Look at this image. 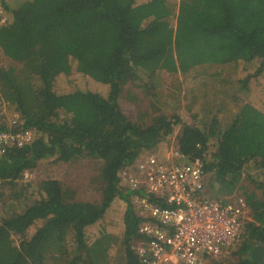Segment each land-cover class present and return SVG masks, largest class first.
Returning <instances> with one entry per match:
<instances>
[{
  "label": "trees",
  "instance_id": "1",
  "mask_svg": "<svg viewBox=\"0 0 264 264\" xmlns=\"http://www.w3.org/2000/svg\"><path fill=\"white\" fill-rule=\"evenodd\" d=\"M142 1L148 12L137 23L130 14ZM111 2H0L7 18L0 28V54L18 64L0 66V93L20 122L0 124V132H36L34 141L0 157V264H109L113 235L89 243L87 231L118 197L127 207L117 264H139L133 246L145 239L140 227L159 221L135 208L133 193L119 174L144 151L162 155L159 146L177 127L170 147L189 160H203L205 176L211 175L205 178L206 193L221 202L243 198L248 208L246 234L234 253L238 259L228 264H264V176L257 179L258 171L264 172V112L247 103L252 78L264 73V0H128L121 12ZM178 6L181 23L188 11L192 14L193 33L161 46L156 36L172 22ZM52 35L59 36L58 44H50ZM43 40L38 54L35 44ZM69 59L79 71L107 83L108 94L58 92L55 74L69 72ZM255 62L256 72L238 77L240 63ZM208 65L218 70L204 78ZM160 71L203 80L175 87L172 98L162 102L166 92H161ZM127 83L147 88L146 93L154 89L150 110L136 120L119 101ZM182 108L193 124L182 122ZM84 153L103 163L102 206L76 201L57 179L21 184L42 161L52 165ZM250 164L253 175L247 171ZM38 222L43 224L33 230Z\"/></svg>",
  "mask_w": 264,
  "mask_h": 264
},
{
  "label": "built area",
  "instance_id": "2",
  "mask_svg": "<svg viewBox=\"0 0 264 264\" xmlns=\"http://www.w3.org/2000/svg\"><path fill=\"white\" fill-rule=\"evenodd\" d=\"M6 19L0 6V28ZM19 123L16 116L12 125ZM35 139L31 129L0 132V157ZM203 164L171 147L165 155L144 151L120 171L121 184L133 193L137 208L159 221L140 227L145 239L133 246L139 264H211L242 242L249 218L246 203L243 198L227 202L211 198Z\"/></svg>",
  "mask_w": 264,
  "mask_h": 264
},
{
  "label": "rangeland",
  "instance_id": "3",
  "mask_svg": "<svg viewBox=\"0 0 264 264\" xmlns=\"http://www.w3.org/2000/svg\"><path fill=\"white\" fill-rule=\"evenodd\" d=\"M127 2L128 0H115V2L111 3L114 4V7L116 6L114 10H118V12H121L125 8ZM145 2L146 1H142L141 3L139 2L136 6H139L140 8L135 9L134 12L130 14V16L133 17L137 21V23L142 21V19L146 17V13L148 12L146 11L147 7L142 6L145 5ZM179 6L172 22L170 24H164V27L160 29L159 33L156 36L157 42L161 46H165L166 44L174 45L178 40L188 38L193 33V29L190 26L194 21L192 14H189L188 11L184 16L185 20L181 23V21H179V15L181 13ZM186 24H188V27L186 26ZM183 26L186 28H183ZM58 37L59 36L57 35H52V43L50 44H58ZM65 42H68L67 38H62V43L65 44ZM44 43H46L45 40L36 43L34 51L38 54L43 53L42 49L45 46ZM69 58L72 57L69 56ZM67 62L70 66L68 70L69 72H57L56 74L55 72L51 73L52 76L54 74L56 75L55 86L58 92H74L77 90H87L98 93L102 96H106L108 94L109 85L107 83L99 81L96 77L91 76L88 73L86 74L85 72L79 71L80 69L75 61L69 59ZM258 64V62L240 63V68L238 69V77L241 78L242 76L247 75L249 72H256ZM16 65L18 64L0 54V66H2L3 68H10L13 66L16 67ZM207 69L208 70L207 72H205V75H202L204 78L207 74L217 72L218 66L208 65ZM160 75L162 83L161 92H163V94L166 92V96L161 95L160 100L162 102L164 101V98H172L169 93H173L175 87L180 88L181 85V87L185 89L186 87H188V83H190L191 85H195L200 84L203 80V78L201 77L200 82L196 83L195 79L185 78V76L181 74L177 76L170 75L166 71H160ZM175 77H177V79L179 80L176 81ZM212 82L215 83V80L213 79ZM250 87L253 93L251 94L247 103H250L260 111L264 112V73L262 76L258 75L257 77L252 78ZM145 89L147 90V88ZM145 89L137 88V86H134L132 83H127L124 86L119 101L124 113L132 120H136L139 119V117H142V113H144L146 109L150 110V105L153 98L149 94H153L154 89L151 87V89H149V93H146ZM175 91L177 92V90ZM182 92L183 94L185 93L183 90H181V93ZM0 97V124L4 123L8 126H12V122L17 116V112L10 110L11 107L1 96V94ZM183 102H185V99L182 100V103ZM170 108L171 110L176 109L174 106H171ZM179 116L182 122L193 124L191 116L185 108H182V110H180ZM178 131L179 128L177 127L175 129V134ZM175 134L170 135L168 139L159 146L158 151L163 152L162 155H165L170 150V142L175 138ZM212 144H214L213 151L215 153L217 144L216 140L215 143L211 142V145ZM102 164L103 163L98 158L90 157L86 153H84L83 155H78L77 157H73L67 162H57L52 165L46 161H42L34 172L28 174L25 179L21 180V184L46 178L57 179L63 185V189H65L66 191L68 190L69 196L73 195V199H75L76 201L80 200L88 203H93L97 206H102L104 198L103 190L106 186L102 177ZM247 171L252 175L254 174L255 170L252 164L247 166ZM206 176L210 177L211 175L208 174ZM261 176H264V172L262 170H259L257 179H261ZM243 180L244 175L242 181ZM253 186L256 190V183H253ZM257 193L260 195L261 191L258 190ZM69 201H71V197H69ZM126 207L127 203L125 200L119 197L116 198L106 211L105 217L96 226L90 227L87 231V240L89 243L104 234L113 235L114 245L110 252L109 264H117V249L120 244L119 242L123 238L124 234L123 215L125 213ZM135 208L137 209V207ZM42 224L43 222H38L33 227V230H36ZM237 247L231 250L228 255L213 261H217L219 262V264H228L229 262L236 261L238 257H234V253L237 250Z\"/></svg>",
  "mask_w": 264,
  "mask_h": 264
},
{
  "label": "clouds",
  "instance_id": "4",
  "mask_svg": "<svg viewBox=\"0 0 264 264\" xmlns=\"http://www.w3.org/2000/svg\"><path fill=\"white\" fill-rule=\"evenodd\" d=\"M204 167V166H203ZM244 239V238H243ZM213 261V260H212Z\"/></svg>",
  "mask_w": 264,
  "mask_h": 264
},
{
  "label": "flooded vegetation",
  "instance_id": "5",
  "mask_svg": "<svg viewBox=\"0 0 264 264\" xmlns=\"http://www.w3.org/2000/svg\"><path fill=\"white\" fill-rule=\"evenodd\" d=\"M241 243V242H240Z\"/></svg>",
  "mask_w": 264,
  "mask_h": 264
}]
</instances>
